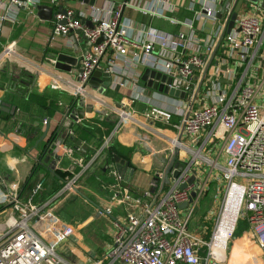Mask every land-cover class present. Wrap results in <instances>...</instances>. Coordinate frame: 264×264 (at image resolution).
<instances>
[{"label":"built area","instance_id":"2783aa9c","mask_svg":"<svg viewBox=\"0 0 264 264\" xmlns=\"http://www.w3.org/2000/svg\"><path fill=\"white\" fill-rule=\"evenodd\" d=\"M5 1V5L0 3V26L4 21L15 22L20 11L34 15L33 6L40 5V0ZM79 3L80 9H76L65 0H47L51 8L48 41L56 44L61 40L65 49L73 54L78 51L73 58L79 63V70H74L70 93L77 102L90 105L99 120L111 119L113 129L90 158L70 166L71 177L49 200L39 201L43 178L36 180L24 198L19 196V185L12 183L8 187L3 201L10 212L0 233V264H67L60 254L72 242L75 228L55 215L57 198L66 192H77L76 184L102 156L105 159L100 164L113 169L109 142L124 125L148 130L149 122L171 125L166 120L172 115L178 121L171 125L176 136L168 151L171 155L182 152V157L175 160L177 167L172 168L171 174L177 168L180 171L167 190L161 189L164 177L160 172L140 194L119 188L112 199L117 206L124 205L126 212L114 220L111 246L104 259L108 264H228L226 244L221 248L218 242L221 219L209 240L188 230L195 203L208 181L207 178L200 182L196 171L206 165L220 173L226 184L225 203L233 188L241 191L235 224L240 217L246 223L248 239L264 264L263 2L186 0L183 8L182 0ZM128 13L147 22H138ZM154 21L175 31L159 29L152 25ZM13 46L8 44L2 49L0 63L22 59ZM146 69L169 78L170 83L162 85L184 93V98L175 99L147 89L140 83ZM94 71L109 75V88L131 90L132 103L152 108L148 99L168 98L182 106L173 111L171 105L159 104L154 110L137 112L132 105L106 103L89 88ZM72 115L76 124L84 121V116ZM218 144L225 155L221 167L208 158ZM113 177L115 187H119L120 176L113 172ZM191 194L194 197L189 202ZM180 205L186 206V217L181 215ZM109 213L108 209L97 212L107 216ZM232 233L233 230L229 236Z\"/></svg>","mask_w":264,"mask_h":264},{"label":"crops","instance_id":"0c3cea01","mask_svg":"<svg viewBox=\"0 0 264 264\" xmlns=\"http://www.w3.org/2000/svg\"><path fill=\"white\" fill-rule=\"evenodd\" d=\"M65 1L70 3L69 5H72V7L76 9L81 5L77 0ZM106 1L119 2L122 0ZM0 3L5 5L6 1L0 0ZM185 3L186 0H182V8ZM98 4H102V0H98ZM40 5L47 6V0H40ZM131 16H133L138 22H147L145 18H142L139 15L128 13V17L131 18ZM152 25L169 32L175 31V29L167 27L160 21H154ZM50 29L51 22L38 19L36 17V10L34 11V15L28 14L26 11H20L15 22L4 21L0 26V53L6 45L14 44L13 49L15 53L22 58L21 60L17 58L5 60V62H2L0 65V108L3 103L15 108L13 114L0 110V203L3 201V195L12 183H16L19 187H23L25 184L24 182L29 181V179L36 181L38 178L46 177V187H50L51 184L54 183L60 184L62 182V176H70V166H72V164L79 165L85 162L87 160V153L90 152L92 148L90 145H86L72 131V128L69 129L68 126L71 122L76 125L74 120L66 119L63 121L65 114L63 115V112H58L60 110L59 108H61L60 105L65 104L66 107L68 106L67 108H69L73 103L74 97L71 95L69 87L75 82V66L70 67L69 65V70L67 71L65 69L55 68L54 64L45 65L44 60L52 58L53 55L55 61L56 57L60 54L75 57L78 55V51L73 54L70 49H65V47H63L64 42L61 40L56 44L49 43L48 38L50 35ZM46 49H48V51H46ZM45 54H47V57H45ZM10 64L12 66H10ZM66 66L64 67L66 68ZM22 74H25V77H22ZM11 78L20 85L22 83L28 85L29 83V91L24 93L23 96H18L14 90L12 91L8 87L9 79ZM54 79L56 81H53ZM101 87V83H99L97 87L89 85V88L93 90V93L100 96V98L106 101V103L119 106L132 105V107L137 110L135 106L138 105V102H131L133 100L131 90H120L119 87H116L115 89H102ZM147 95L153 97V94L150 92H147ZM157 100L160 104H164L165 106L171 105L168 98L165 100L159 98ZM46 105L51 106V109L53 108V110H46L44 108ZM137 112L140 111L137 110ZM73 113H76L79 117L84 116V121L92 117V114L85 112L82 108H76L75 105L71 109L70 114ZM138 117L139 119H142L141 116ZM46 122H48L49 129L44 139L40 141L39 138L45 130ZM61 122V131L56 135L55 139L49 145L46 154L42 157L43 150H45L49 139L53 136V132L56 131V127ZM142 125L146 126L147 123L142 122ZM136 126L137 125L126 124L117 132V135H119L125 127L139 128L138 130L140 132L152 137L158 142L160 141L161 148L157 151H151L148 147L150 139L148 140L144 138L143 140V138H141L143 141H138V139H133V141H131L130 138H134V136H131L130 133L120 135L122 138L120 139L125 140V144L119 142V146L132 150L128 161L125 160L129 163V167L133 172L129 183V189L132 188L131 190L133 192H130L131 194H140L146 191L150 180L159 172L161 174L163 173L164 177V180L161 181L162 187L161 185L160 187L162 191L167 190L169 185H171V180L173 178V173L171 174L170 171L165 179L164 172L167 165L172 158H175L176 160L178 157H182V152L174 151L171 155L168 151V148L171 147V141L175 139L176 133L171 125H165L159 122H152V124L149 122L148 130H146L145 127L137 126V128ZM85 145L87 152H85L84 149ZM31 156L35 160H33ZM208 158L213 161L216 160L219 165H223L225 162V155L222 152V145H216L215 153L212 155L209 154ZM103 159H105V157L102 156L98 164L95 165V168L87 172L79 182L88 177L96 182V188L98 191L105 192V194H112V197H114L117 196L120 189L123 190L125 188L120 184L119 187H115L117 183L113 177V172H116L115 165L113 164L112 170H107L103 167L102 163L100 164ZM38 160H41V163H44L45 161L44 167H41L38 164ZM40 171H44V173L39 175ZM196 172L200 182L207 178V182H209V180L215 176V173H217L214 170L212 171L206 165H203ZM116 175L118 174L116 173ZM215 177L219 176L216 175ZM74 193L76 192L74 191ZM240 193L241 191L233 188L228 196L227 202L225 203L218 227V242L220 243L221 248L224 247V244H226V241L229 238L230 232L233 230L238 211ZM76 194L81 197V200L84 201L88 207L96 211L95 218L100 217L97 215V212L102 208L93 204L92 200L87 199L86 196H83L81 193ZM62 196L63 195L59 196L55 203L56 208L54 212L56 216H58L56 214L57 207ZM49 198L45 201L49 200ZM197 203L198 200L195 203L194 208L197 206ZM118 207L122 208V212L119 216L123 217L126 208L124 205H119ZM8 209V204H0V215ZM179 210L181 215L184 217L187 216L186 206ZM109 218L112 221L114 219L111 216ZM62 221L64 224L75 228L73 240L71 243L67 244L64 251L65 253L67 250H71V248L73 250L74 244L79 242L84 231H86V222L75 221V219ZM112 231L109 235L110 240L108 245L102 250L103 257L110 249ZM189 231L198 235L195 231ZM2 232L3 224H0V233ZM238 238L239 240H237V244H239L237 246L234 245L235 247L231 264H260L258 255L255 254L256 251L252 250V247L248 248L247 241L249 237L247 227L243 234H240L238 231ZM87 251L76 248L77 257L78 259H82L83 263Z\"/></svg>","mask_w":264,"mask_h":264},{"label":"rangeland","instance_id":"374dc122","mask_svg":"<svg viewBox=\"0 0 264 264\" xmlns=\"http://www.w3.org/2000/svg\"><path fill=\"white\" fill-rule=\"evenodd\" d=\"M249 1L255 3L256 0H249ZM261 1L264 4V0ZM47 47L49 48L48 45ZM46 51H48V49H46ZM45 57H47V54H45ZM53 62H54L53 55L52 58H47L46 60H44L45 65H51ZM1 64L2 63H0V65ZM10 66L12 65L10 64ZM148 100L152 103L153 105L152 108L150 107L148 108L142 103H137L138 105H136L135 108L140 112L144 111L145 109L150 111V110H154L155 106L160 104V102L157 99L155 100L148 99ZM168 100L169 102H171V107L173 111L175 110V108L177 109L181 108L182 106L181 103L172 101L171 99ZM172 118L176 119L177 117L172 115L169 117V120H166V122L172 125L174 123L173 121H171ZM165 125L167 124L165 123ZM138 129L132 127L131 128L125 127L119 135L117 134L114 135V137L109 142V147L111 145L119 146L120 145L119 142L125 144V140H121L122 138L120 135L125 133H130L131 136L132 135L134 136V138H130L131 141H133V139L135 140L138 139V141H143L144 138L148 140L150 139L149 142L148 141L146 142H148V147L151 151H157L159 150V148H161L160 141L158 142L154 140L152 137L140 132ZM141 138H143V140ZM221 166L222 164L219 165V167ZM43 173L44 171H40L39 175H42ZM216 175L219 177H215ZM215 176L212 179H210L209 182H207V186L205 187L204 191L199 195L197 206L193 209V212L191 213L192 215L190 217V222L188 223L189 230L195 231L196 233H198V236L202 237L205 240H209L211 234L216 229L217 224L221 219L225 206V190L227 186L221 180L220 173L219 174L215 173ZM62 178L64 177L62 176ZM65 178L69 180L70 176L68 175L67 177V175H65ZM35 183L36 181H33L32 179L30 185L33 186ZM52 185L53 184H51L50 187H52ZM50 187H47L45 189V192L48 193L51 190ZM75 188L77 191L76 193H81L83 196H86L87 199L92 200L93 204L99 206L104 211L105 209H108L110 213L109 216L105 214L103 215L97 214L100 217L95 218L96 211L88 207L87 204L84 201H82L81 197H79L76 193L66 192L65 194H63L57 207L56 214L59 216V217L57 216V218L60 221L62 220L69 221L70 219L72 220L75 219V221L86 222V231H84L82 237L79 239V242L77 244L76 243L74 244L73 250L71 248V250H67L65 253L64 250L60 254V258L64 261V263L67 264H82L83 260L78 259L76 253V248H79V249H84L86 251L88 250L83 264H92V263L108 264V261L105 260L103 257L102 250L109 243L110 240L109 235L113 229L114 220H118L119 218H121V216L119 215L122 212V208L115 205L114 200L111 198L112 194L111 195L108 193L105 194V192L98 191L96 188V182L92 179H89L88 177L85 178L83 181L81 180L78 184H76ZM0 204L7 205L5 201H2ZM9 212H10V208L6 210V212L0 215V224L4 223ZM110 216L114 218L113 221L109 218ZM245 226L247 227L246 223L242 221L241 217L238 218L237 223L234 224L233 233L232 235L229 236L226 242V261H228V264H231L233 250L235 247L234 245L237 246L239 244V243L237 244V240H239L238 231L243 229V227ZM236 231L237 234L235 235ZM235 236H237L238 239H235ZM247 245L248 248L252 247V250L256 251L255 254L258 255L260 264H263L258 249L253 246L254 244L249 239L247 241Z\"/></svg>","mask_w":264,"mask_h":264},{"label":"water","instance_id":"95a60500","mask_svg":"<svg viewBox=\"0 0 264 264\" xmlns=\"http://www.w3.org/2000/svg\"><path fill=\"white\" fill-rule=\"evenodd\" d=\"M77 1L88 3L90 5L94 4V0H77ZM33 8L36 10V17L38 19H40L41 21H47V22L50 21V19H51V8L50 7H47L45 5H34ZM86 25L89 27H92L89 23H86ZM230 28H231V24L229 25L228 29H230ZM211 61H212V58H210L209 61L207 62L206 67L204 69V74L206 73L208 67L210 66ZM69 65H70V67L75 66V70H77V71L79 70V63L73 57H69V56H65V55L60 54L56 57V60L54 61V67L55 68H61V69H65L68 71ZM64 66H66V68ZM158 81L160 82V84H158ZM163 82L166 84H169L170 79L166 78L164 75H162L159 72L150 71L148 69L144 70V72L142 73V75L140 77V83L144 84V86L149 90L156 91V92L161 93L165 96L172 97L175 99L182 100L184 98V93H179L177 91L168 90L166 86L162 85ZM99 83H101L102 89L109 88L110 87V77L107 73H103L101 71H94L90 76L88 84L93 86V87H97ZM75 104H76V108L77 107L82 108L87 113H90L92 110L90 105H83L80 101L77 102V99L74 98L72 105L67 109V111L63 117V121L66 119L73 120L74 116L72 114H70V112H71V109L73 108V106ZM0 110L3 112H6V113H10V114H13L15 112V108L13 106H10V105L4 104V103L1 105ZM73 125H74V123L71 122L68 126L69 129H71ZM61 126H62V122L60 124H58V126L56 127V131L53 132L52 138L49 139L48 145L45 147V150H43V152H42V157L46 154L49 145L55 139L56 135L61 131ZM48 129H49V125H48V122H46L45 123V130L39 138L40 141L42 139H44V137L46 136V134L48 132ZM31 158H32V156H31ZM32 159L35 160L34 158H32ZM112 160H113V163L115 165L116 173L121 178L120 185L125 189L129 188V183L131 181V177L133 174L132 169L129 167V163L126 162L125 160L119 158L116 155L112 156ZM44 163H45V161H44ZM44 163H41V160H38V164L41 167H44V165H45ZM173 167H177V163L175 162V158H172L167 165V168L164 172L165 173V179ZM178 169L179 168H177V170L175 172H173V175H172L173 178L177 177V175L180 171ZM190 182H192V178H191ZM180 189H184V186H181ZM193 197H194V194H191L189 202L192 201ZM184 207H185V205H180L178 208L183 209Z\"/></svg>","mask_w":264,"mask_h":264},{"label":"trees","instance_id":"16d2710c","mask_svg":"<svg viewBox=\"0 0 264 264\" xmlns=\"http://www.w3.org/2000/svg\"><path fill=\"white\" fill-rule=\"evenodd\" d=\"M22 77H25V74L21 75ZM29 85V83H28ZM28 85L26 83H22L21 85L16 83L12 78L9 79V89L14 90L18 96H23L24 93L28 92ZM61 108L58 112H63L62 114H65V111L68 109L65 104L60 105ZM46 110H50L51 106H44ZM53 110V108L51 109ZM50 110V111H51ZM92 117L90 119H87L84 122H81L79 124L72 126V131L86 144L90 145L92 148L90 152L87 153L86 159L90 158L94 152L102 145L104 139L109 135V133L113 129V122L109 118H103L99 120V114L97 112H91ZM174 123L178 121V118L172 120ZM52 138V137H51ZM86 145L84 146L85 152L86 151ZM132 150L126 149L118 145H111L109 149L108 156L116 155L119 158L123 160H127L130 158ZM61 178L62 182L60 184L54 183L52 187H50V191L47 193L45 192V189L47 188L46 185H43L42 192L40 194V202L45 201L47 198L52 196L53 194L57 193L63 186V184L67 181V178ZM68 177V175H67ZM46 180V177H41ZM34 181V180H33ZM31 180L25 181L23 187L19 188V196L20 197H26L28 193L30 192V189L32 185H30ZM129 189V191L133 192ZM246 231V226L243 227V229L239 230L240 234H243V232Z\"/></svg>","mask_w":264,"mask_h":264},{"label":"bare ground","instance_id":"6f19581e","mask_svg":"<svg viewBox=\"0 0 264 264\" xmlns=\"http://www.w3.org/2000/svg\"><path fill=\"white\" fill-rule=\"evenodd\" d=\"M248 237H249V235H248Z\"/></svg>","mask_w":264,"mask_h":264}]
</instances>
